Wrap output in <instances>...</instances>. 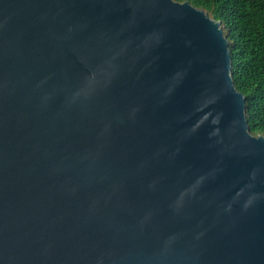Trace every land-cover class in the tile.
Wrapping results in <instances>:
<instances>
[{
  "label": "water",
  "instance_id": "95a60500",
  "mask_svg": "<svg viewBox=\"0 0 264 264\" xmlns=\"http://www.w3.org/2000/svg\"><path fill=\"white\" fill-rule=\"evenodd\" d=\"M230 68L187 2L0 0V264H264Z\"/></svg>",
  "mask_w": 264,
  "mask_h": 264
},
{
  "label": "trees",
  "instance_id": "16d2710c",
  "mask_svg": "<svg viewBox=\"0 0 264 264\" xmlns=\"http://www.w3.org/2000/svg\"><path fill=\"white\" fill-rule=\"evenodd\" d=\"M187 2L220 23L228 42L230 74L244 98L251 135L264 137V0H172Z\"/></svg>",
  "mask_w": 264,
  "mask_h": 264
}]
</instances>
